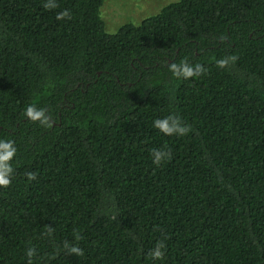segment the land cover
<instances>
[{"label":"trees","instance_id":"16d2710c","mask_svg":"<svg viewBox=\"0 0 264 264\" xmlns=\"http://www.w3.org/2000/svg\"><path fill=\"white\" fill-rule=\"evenodd\" d=\"M103 3L0 0V264H264V0Z\"/></svg>","mask_w":264,"mask_h":264},{"label":"clouds","instance_id":"9594fccd","mask_svg":"<svg viewBox=\"0 0 264 264\" xmlns=\"http://www.w3.org/2000/svg\"><path fill=\"white\" fill-rule=\"evenodd\" d=\"M64 15H67V13H62L61 16H58V19ZM229 59H235V57L218 60L217 61L218 67L221 68L225 67ZM171 69L174 74L178 76L182 75L184 78H188L194 75L198 76L203 70L200 65H196L195 68H193L189 66L187 63H182L179 66L173 64L171 66ZM25 115L33 121L39 120L42 123L47 122L45 110L37 109L34 105H29L26 108ZM153 127L166 135H171V134L183 135L188 131V128L182 126L180 120L174 116H168L163 119L154 120ZM14 153H15V149L12 147L10 141L9 142L0 141V186H6L10 182V174L12 172V169L8 165L7 161L11 159ZM151 155L154 164H160L162 161L168 158V154L160 149H154ZM29 177L32 178L31 174H29ZM71 251L75 252L78 251V249L73 248L71 249ZM153 254L157 257L162 254L159 246H157ZM27 255L31 257L33 255L32 250H29Z\"/></svg>","mask_w":264,"mask_h":264},{"label":"rangeland","instance_id":"374dc122","mask_svg":"<svg viewBox=\"0 0 264 264\" xmlns=\"http://www.w3.org/2000/svg\"><path fill=\"white\" fill-rule=\"evenodd\" d=\"M175 1L177 0H104L101 17L105 22L106 30L115 33L125 23L138 24Z\"/></svg>","mask_w":264,"mask_h":264}]
</instances>
